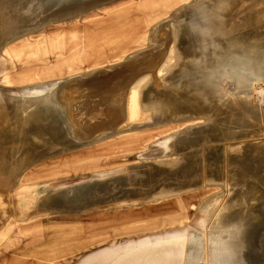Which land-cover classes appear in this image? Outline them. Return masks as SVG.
<instances>
[{
    "label": "rangeland",
    "instance_id": "1",
    "mask_svg": "<svg viewBox=\"0 0 264 264\" xmlns=\"http://www.w3.org/2000/svg\"><path fill=\"white\" fill-rule=\"evenodd\" d=\"M225 259L264 264V0H0V264Z\"/></svg>",
    "mask_w": 264,
    "mask_h": 264
},
{
    "label": "clouds",
    "instance_id": "2",
    "mask_svg": "<svg viewBox=\"0 0 264 264\" xmlns=\"http://www.w3.org/2000/svg\"><path fill=\"white\" fill-rule=\"evenodd\" d=\"M222 264H231V261L228 259H225L224 261H222Z\"/></svg>",
    "mask_w": 264,
    "mask_h": 264
},
{
    "label": "bare ground",
    "instance_id": "3",
    "mask_svg": "<svg viewBox=\"0 0 264 264\" xmlns=\"http://www.w3.org/2000/svg\"><path fill=\"white\" fill-rule=\"evenodd\" d=\"M40 1H41V0H40ZM42 1H44V0H42ZM45 1H46V0H45ZM35 4H37V3H35ZM44 4H45V5H46V4L48 5V3H45V2H44ZM44 4H43V6H44ZM37 5H38V4H37ZM36 7H37V6H36ZM34 8H35V7H34ZM34 11H35V10H34ZM32 15H33V14H32ZM29 17H30V16H29ZM36 19H37V18H36ZM26 20H27V19H26ZM148 62H149V61H148Z\"/></svg>",
    "mask_w": 264,
    "mask_h": 264
}]
</instances>
